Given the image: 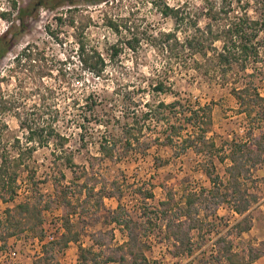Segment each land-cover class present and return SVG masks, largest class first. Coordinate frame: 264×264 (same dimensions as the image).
Segmentation results:
<instances>
[{"label":"rangeland","instance_id":"1","mask_svg":"<svg viewBox=\"0 0 264 264\" xmlns=\"http://www.w3.org/2000/svg\"><path fill=\"white\" fill-rule=\"evenodd\" d=\"M16 1L19 7L29 2ZM186 2L192 10L202 6V0H110L107 5L80 4L82 12L75 16L76 21L89 20L84 29L87 45L107 62L101 77L78 73L77 32L69 26L70 15L65 13L69 6L55 11L42 8L35 19H28L26 30L0 58V79H3L0 82V152L23 154L12 202H5L9 193L0 185V223L7 207L32 200L49 206L43 211L42 233L44 229H54L57 233L62 215L73 211L80 225L79 243L95 248L99 247L97 243L102 244L105 257L120 254L123 251L117 248L128 242L144 253L148 264H227L224 254L230 245L231 252L244 254L246 261L249 249L253 248L260 256L251 264H264V163L258 161L254 167L247 163L249 180L243 187L252 197L248 210L239 216L233 208L243 202L234 204L229 196L222 201L220 197L213 199L208 192L215 184L222 193L221 185L227 179L225 169L230 161L221 163L215 155L199 153L193 148L181 150L180 142L186 131H182L181 138L173 137V144L165 142L170 126L184 124L187 109L206 105L210 107L212 119L206 135L222 146L225 153L231 140L250 142L264 133L259 107H255L251 119L246 118L241 113L246 102L239 103L231 91L248 86L264 96V45L260 62L248 64L244 71L233 67L225 75L205 66L214 65V60L205 63L199 55L191 59L187 56L183 63L169 60L165 52L158 51L145 37L172 29L170 19L159 14L158 4L181 6ZM7 6L8 0H0V11ZM60 14L61 24L55 21ZM249 14L256 16L252 11ZM103 16L116 22L120 33L106 27ZM204 23L200 19L199 27ZM10 25L0 19V35ZM46 26L54 35L46 33ZM187 31L186 34L192 32ZM181 32L178 35L182 40L184 33ZM132 34L140 38L136 51L123 46L119 55L109 60L107 49L117 39ZM259 39L264 40V31ZM27 44L44 53L50 76L41 80L36 66L33 69L17 66L14 58ZM157 80L167 88L162 93L153 89ZM174 101L180 103L174 112L149 113L159 102ZM17 115L32 124L42 120L51 122L54 132L62 137H49L43 145L27 144V132L20 128ZM127 129L133 135L130 148L125 150ZM102 145L112 147V157L100 153ZM30 146L32 149L27 150ZM68 158L73 167H69ZM83 170L87 176L82 175ZM89 188L94 192L90 199L86 197ZM149 192L153 197H148ZM186 192H204L200 203L189 213L183 206ZM168 193L172 194L174 207L164 217L159 213L163 209L160 202L166 200ZM117 214L121 226L113 222ZM243 217L251 229L239 235L235 223ZM175 218L183 221L185 227L195 224L189 232V242L183 244L190 251L182 248L178 252L180 243L166 232L167 220ZM3 231L2 227L0 235ZM42 236L29 232L6 239L0 236V264H10L2 258L8 250L18 253L14 264H34L46 244L36 243V238ZM77 254L78 245L73 243L62 252H53L60 264H76Z\"/></svg>","mask_w":264,"mask_h":264},{"label":"trees","instance_id":"2","mask_svg":"<svg viewBox=\"0 0 264 264\" xmlns=\"http://www.w3.org/2000/svg\"><path fill=\"white\" fill-rule=\"evenodd\" d=\"M112 1V0H111ZM110 0H29V2L19 7L16 0H8L7 8L0 11V19L11 24L6 32L0 35V58L14 45V40L18 35L26 30L28 19H35L38 11L44 8L49 11H55L59 7L65 5L69 9L65 10L69 14L68 24L76 30L75 44H76V58L79 67V74L88 73L95 77H101L105 71L107 62L104 57L95 49L87 45L84 37V29L87 27L89 20H77L76 13L82 12L79 8L80 4L98 5L104 3L107 5ZM156 3V2H155ZM159 14L170 19L172 22V29L165 32H159L157 35H149L145 37V41L149 42L158 51L165 52L169 60L186 61V57L190 59L199 55L205 63L215 61L214 65H205L214 69L220 70L225 75L233 67H238L244 71L248 64H256L260 62V50L264 45V40L259 39V35L264 31V0H202L200 9H190L188 3L181 6H169V4H162L157 6ZM249 11H252L256 16L251 17ZM81 16V15H80ZM82 17V16H81ZM205 21L203 27H199V20ZM55 21L62 23V14L55 17ZM14 22L17 25L14 26ZM103 23L111 31L118 34L119 25L111 18L103 16ZM15 27V31L12 28ZM187 30L192 32L186 34ZM183 31L184 36L182 40L179 35ZM46 33L54 35L49 26H46ZM148 38V39H147ZM144 39V38H143ZM140 38L134 34L130 37L119 38L107 49L109 60L114 59L122 51L125 46L128 50L134 52L139 46ZM218 43L220 46L216 47ZM211 51L212 55L208 53ZM109 52V53H108ZM17 66L37 68L38 76L41 80L50 76L49 68L46 67V57L43 52H39L31 44H27L22 48L18 55L14 58ZM198 64L196 67L198 69ZM201 68V67H200ZM208 69V67L206 68ZM76 74V72H74ZM3 79H0V82ZM154 91L164 92L167 88L163 86L162 81L157 80L153 86ZM232 94L239 103L246 102V106L241 113H244L246 118L251 119L255 107H259V116L261 122H264V96L257 90H251L248 86L241 89L233 88ZM90 97V96H89ZM1 98V97H0ZM3 103H6L3 101ZM176 105H180L178 101L165 104L159 102L153 110L149 113L155 115L161 110H168L174 112ZM6 109V108H5ZM187 115L182 126H170V134L165 137V142L173 144V137L181 138L182 131H186L185 137L181 139V150L193 148L199 153H205L217 157L219 162L223 163L226 159L230 161L229 166L226 167L225 173L227 179L222 183V193L216 189L213 184V190H209L210 197L217 199L220 197L221 201L229 196L230 201L234 204L243 202L240 206H234V211L237 215L242 216L247 210V205L250 203L249 194L245 193L244 183L249 180L247 176L249 169L246 167L247 163L254 167L256 163H264V133L259 134L256 139H251L250 142L233 139L227 144V153L222 146H217L213 140L207 137V133L212 124L211 110L209 106H199L197 108H189L186 110ZM147 117V114H145ZM19 121L21 129L26 130V143L46 144L49 137H62L55 133L51 122H44L32 124L26 118L16 116ZM162 119V118H161ZM159 121V119H158ZM188 129L190 132H188ZM140 131V130H139ZM45 133V134H43ZM125 150H128L131 145L130 138L132 137L131 129L125 130ZM137 139V138H135ZM33 146L28 147L27 150L32 149ZM100 153L105 157H112V147L102 145ZM69 167H73V162L70 158L67 159ZM23 162V154L19 152L16 155H9V153L0 152V185L3 189L8 191V200L12 202L16 193V186L14 185L18 169ZM86 170H83L82 175L87 176ZM244 192V193H243ZM93 188L88 189V199L92 198ZM219 193V194H218ZM204 192H186L184 194L183 206L187 213L191 212L197 204L200 203ZM148 197H153L149 192ZM98 198L102 200L101 194ZM4 200V198H2ZM172 194L168 193L165 201H161L160 205L163 209L159 213L164 217H168L167 212L174 207L172 203ZM67 205L70 202L67 200ZM48 205L41 206L32 200H25L4 210V219L0 223V229L3 227V234L0 235L2 239L17 236L24 232H29L33 236H42L43 211L48 209ZM62 232L54 241L47 242L43 245V251L37 258L34 264H60L55 261L53 252H62L73 243L78 245L77 263L76 264H148L145 255L141 250L135 249L128 242L122 243L117 250H121L120 254H109L104 256L100 243L96 250L95 246H82L80 240V225L75 219V212H65L61 217ZM113 222L121 226L119 215L113 217ZM126 227H129L126 225ZM166 232L169 237L177 240L179 246L177 251L185 248L190 251L188 247L183 246L189 242V232L194 229L195 224L190 223L187 227L184 226L183 221L178 218L167 220L165 225ZM236 233L242 234L251 229V224L246 223L245 217L241 218L235 223ZM96 244V245H97ZM177 252V254H178ZM248 260H245L244 254L231 252L230 245L225 249L224 259L227 264H251L260 256L253 248H250L248 253Z\"/></svg>","mask_w":264,"mask_h":264},{"label":"built area","instance_id":"3","mask_svg":"<svg viewBox=\"0 0 264 264\" xmlns=\"http://www.w3.org/2000/svg\"><path fill=\"white\" fill-rule=\"evenodd\" d=\"M62 232V228L60 226V230L56 233L54 229L46 230L44 229L43 236L41 238H36V243L39 246H42L43 244L54 241L58 238V235ZM18 253L15 250H8V252L4 253L2 255L3 259H7L10 261V264H14L17 260Z\"/></svg>","mask_w":264,"mask_h":264}]
</instances>
